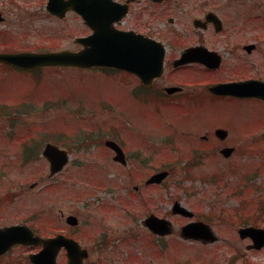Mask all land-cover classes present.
Instances as JSON below:
<instances>
[{"label": "rangeland", "instance_id": "obj_1", "mask_svg": "<svg viewBox=\"0 0 264 264\" xmlns=\"http://www.w3.org/2000/svg\"><path fill=\"white\" fill-rule=\"evenodd\" d=\"M253 1L257 0L249 2ZM45 3L0 0L5 15L0 30L10 32L17 47L77 49L73 38L89 33L87 26L72 11L62 20L48 14ZM238 9L241 18L232 33L264 38V11L251 10L246 18L247 7L242 4ZM168 15L179 18L171 30L158 25L153 35L159 39L174 36L173 32L182 35L191 28L189 16L193 14L175 11ZM134 25L146 30L139 19ZM0 81V107L7 111L0 113V197H11L0 204V224L31 221L32 216L34 224H44L49 216L50 228L63 229L64 223L58 220L60 212L73 214L79 219L75 234L90 250L88 261L101 258L109 264H228L238 252L241 256L236 254L234 264H264V247L247 250L250 241L240 239L237 233L238 227L246 224L237 221L238 216L231 218L242 210L253 212L258 203L264 206V104L211 101L192 113L188 112L191 107L186 108L189 105L132 104L129 91L135 86L129 76L104 68H42L28 73L0 66ZM218 126L229 129L222 142L213 134ZM196 132L198 138L210 134V140L220 147L250 145L256 152L252 156L250 150H240L241 155L228 158L219 151L207 153L197 156L194 160L198 162L187 168L189 155L212 145L209 139L202 145ZM26 137L34 139L27 146V154L31 156L38 147V156L22 163ZM112 137L130 154L139 152L145 162L140 165L130 161L122 167L112 161L113 153L104 145V140ZM47 141L71 153L68 165L52 179L47 178L48 163L40 155ZM148 142L153 148H145ZM156 168H169L170 175L160 185L145 186V178ZM231 170L236 172L230 174ZM217 171L227 175L219 183L210 179ZM240 179L246 185H239ZM33 182L35 185L30 187ZM224 183L249 190L237 195ZM135 185L138 190H134ZM175 200L189 208L193 217L173 214ZM198 210L201 216L211 214L206 222L219 241L201 245L180 238V226L197 220ZM150 213L171 220L173 233L164 238L153 236L143 224ZM258 225L264 227L263 223ZM96 236L105 243L94 251ZM19 251L27 253L21 249L15 253ZM57 259L60 263L66 261L63 254Z\"/></svg>", "mask_w": 264, "mask_h": 264}, {"label": "flooded vegetation", "instance_id": "obj_2", "mask_svg": "<svg viewBox=\"0 0 264 264\" xmlns=\"http://www.w3.org/2000/svg\"><path fill=\"white\" fill-rule=\"evenodd\" d=\"M114 6H118L117 10H122L123 5H126V14L120 21H118L115 26L119 29H132L134 31L148 35L150 38L156 39L162 42L165 46V56H164V69L162 74L159 77L154 78L151 83H144L137 75L133 73H127L126 76H129V82L134 84V90L129 91L132 104H170V105H189L186 108L191 109L188 111L192 113L194 109L203 108L205 104H209L211 101H220L229 104H251L253 102H258L264 104V101L258 97H242L230 94H222L213 91L211 88L221 82H244L251 79H256L264 82V38L260 37H241L234 35V27H236V22L241 18L239 14V7L243 4L247 7L248 15L252 13L251 10H260L264 11V1H253L252 4L250 0H109ZM256 4V6H255ZM178 11L180 13H191L193 15L189 16L191 28L188 31H184L179 35L178 32H173L174 36L159 39V37L153 35L156 31L158 32L159 26L163 25L165 27L172 28V25H175L176 19L178 16L168 15L169 12ZM240 16H239V15ZM253 17H256L252 15ZM243 17V16H242ZM146 18L149 20L146 22ZM141 20L142 27L146 30L136 27L135 21ZM257 19V18H256ZM264 19V18H263ZM5 20L4 11L0 8V23ZM165 21V23H164ZM154 24V26L152 25ZM2 30H0V53L4 52H18V51H43L41 47H27L20 46L17 47V44L13 41L2 40ZM185 40V41H183ZM79 48V45H78ZM186 50H192L193 53L189 56L191 61L179 62L182 53ZM201 54L205 61H197L201 59ZM0 66H6L11 70H22L17 67H12L6 63L0 62ZM256 69L254 71L248 70ZM260 69V71H257ZM33 70V69H32ZM24 70L23 71H32ZM223 74L229 76L224 77ZM2 82V81H0ZM1 84V83H0ZM167 88H173L167 89ZM0 104H2L0 102ZM200 106V107H199ZM2 109V108H0ZM5 114V113H2ZM218 126L213 129V134L216 140L222 142L226 139L228 134L224 138H220L216 130L220 128ZM225 127V126H224ZM221 127L222 129L228 128ZM198 138V132H196ZM212 136L203 134L198 139L201 141V144L206 143V140H210ZM23 143V152L21 151L22 163L28 160H31L34 156H38L37 148L34 153L30 156L27 154V146L30 143H33L34 139H29L28 137L23 140H27ZM115 141L120 148L122 149L124 155V161L114 160L115 151L109 147V151L112 154V161L117 164H120L122 167H126L128 162L132 161L142 165L144 162L141 160V154L139 152H134L130 154L129 151L125 149V146L117 140L115 137L106 138L104 140V145L106 140ZM67 140V139H66ZM128 140V139H126ZM205 141V142H204ZM38 142V140H37ZM214 142V143H213ZM251 143H254L253 140H250ZM47 143L55 144L56 146L66 149L58 143L47 141ZM65 143V142H64ZM212 143L210 146H205L200 149L197 155L203 156V154L213 153L219 151L222 152L223 149L229 147L230 155H241L239 154L240 150H247L252 153L253 156L256 152L255 149L249 147L250 145L237 147L235 144H224L223 146L216 145L215 140L209 142ZM146 144L145 148H153V146ZM208 144V145H209ZM214 145V146H213ZM234 145V146H233ZM39 146V143H38ZM140 146V144H139ZM213 146L212 148H210ZM252 146V144H251ZM106 147V146H105ZM207 147V148H206ZM43 148L40 152L42 156ZM257 149V148H256ZM139 151V150H137ZM245 156V155H244ZM250 156V155H248ZM36 157H34L36 159ZM48 163V174L47 178L52 179L54 176L49 177V162ZM160 168H156V171ZM60 170L57 174L61 173ZM154 171V172H156ZM153 173V172H152ZM150 173V174H152ZM149 174V175H150ZM148 175V176H149ZM147 176V177H148ZM144 180L145 186H154L160 185V183L152 182L146 183ZM35 182H33L34 184ZM32 184V183H31ZM30 187H33L31 186ZM139 186L135 185L134 190H138ZM9 195V194H8ZM8 195L0 197V204L3 200L11 199ZM12 196V194H11ZM41 212V211H39ZM38 212V213H39ZM34 213V214H38ZM154 214V213H150ZM148 214V215H150ZM49 215V214H46ZM146 215V216H148ZM156 215V214H154ZM33 216L30 220H23L21 222L14 223H1L0 227L11 224L26 225L32 231V233L39 238H49L54 237L58 234H63L66 237H71L76 240L80 246L88 251V257L90 255V250L88 247L82 245V240L75 233V226L70 225L67 222V215L63 212H60L58 220L63 222V229H52L50 224L51 220L49 216H46V221L44 224H34L32 221ZM66 226H69L70 229L67 230ZM97 235H99L97 233ZM94 244V251L99 248V245L105 242L102 240V237L96 236ZM251 241L250 239H248ZM104 242V243H103ZM250 243V242H249ZM248 243V244H249ZM246 244V248H248ZM41 248V245L36 244H15L3 255H0V264L1 261H4V264H33L29 260V254L31 252H36ZM21 249L26 250L27 253L23 255V252L20 251L15 253V250ZM92 250V251H93ZM254 250V249H249ZM65 249L62 248L59 250V254L65 255ZM241 256V255H240ZM88 257L84 260V264H109L104 261V259L98 258L95 261H88ZM246 262V259H243ZM60 263V262H59ZM63 264V263H61Z\"/></svg>", "mask_w": 264, "mask_h": 264}, {"label": "water", "instance_id": "obj_3", "mask_svg": "<svg viewBox=\"0 0 264 264\" xmlns=\"http://www.w3.org/2000/svg\"><path fill=\"white\" fill-rule=\"evenodd\" d=\"M47 7L51 13L60 17L69 9L81 14L85 23L92 29V33L88 36L76 38L75 41L80 43L82 48L77 51L61 50L46 53H3L0 54V61L26 68L48 65L79 68L111 67L132 72L147 84L154 77L161 75L165 54L163 44L134 31L118 30L112 25L114 20L120 19L125 14L126 8L117 11L100 0H48ZM192 53V50L185 51L178 61L193 60L189 58ZM202 56L201 54L200 60L205 61ZM211 89L217 93L242 97L256 96L264 100V82L258 80L218 83ZM216 133L223 138L226 131L217 129ZM105 144L115 151L114 160L124 161L122 149L115 141L106 140ZM229 150L230 148L223 149V155L228 156ZM42 154L49 161V177L59 172L69 161L68 151L52 143L44 146ZM167 175L166 170L156 172L146 180V183H159ZM173 211L192 216L190 211L177 202L173 206ZM67 222L76 225L78 219L76 216L69 215ZM144 224L158 235L172 231L171 223L156 215L148 216ZM238 234L241 238L249 237L252 240L248 248L260 249L264 246V228L262 227L242 226L238 229ZM180 235L202 243H213L218 239L210 226L202 221L183 225ZM16 243L42 245L39 251L29 255L30 261L34 264H58L56 257L62 248L66 250L67 262L65 264H83L84 258L88 255L87 250L81 248L76 240L63 234L39 238L25 225L0 228V255Z\"/></svg>", "mask_w": 264, "mask_h": 264}, {"label": "trees", "instance_id": "obj_4", "mask_svg": "<svg viewBox=\"0 0 264 264\" xmlns=\"http://www.w3.org/2000/svg\"><path fill=\"white\" fill-rule=\"evenodd\" d=\"M233 188H235V187H233ZM263 210H264V208L259 204V210L254 211L255 214L252 216L251 223H253V224L263 223L264 224V216L262 218H259V216H258L259 211H263ZM241 216H242V214L239 216L238 220L240 222H243L244 220H242ZM248 218H249V216H246L245 219H248ZM259 219H261V220H259ZM233 257H235V256H233ZM230 262L233 263V258L231 259Z\"/></svg>", "mask_w": 264, "mask_h": 264}]
</instances>
